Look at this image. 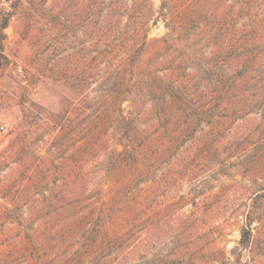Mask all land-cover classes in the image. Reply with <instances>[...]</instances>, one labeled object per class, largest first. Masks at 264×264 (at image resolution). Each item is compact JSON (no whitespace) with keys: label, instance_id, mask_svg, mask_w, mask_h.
Wrapping results in <instances>:
<instances>
[{"label":"rangeland","instance_id":"rangeland-1","mask_svg":"<svg viewBox=\"0 0 264 264\" xmlns=\"http://www.w3.org/2000/svg\"><path fill=\"white\" fill-rule=\"evenodd\" d=\"M89 1L0 0V264L65 262L66 236L57 235L56 214L62 211L65 218L70 212L63 196L67 195L66 182L72 176L68 169L71 160L75 156L85 168H96L89 176L90 190L100 200L109 199L110 189L119 180L114 173L115 152L136 146L139 130L148 119L145 116L136 124L130 123L134 96L127 95L119 112L129 121L127 129L115 125L116 116L111 118V129L91 160L81 159V152L89 147L85 141L96 136L90 135L91 129L81 130L72 142L70 127L59 129L60 138L59 130L53 128L57 114L67 106V97L79 98L82 110L88 104L81 101L79 91L75 95L70 91L69 75L83 74L88 67L80 62L76 68L70 61L89 45L82 13L84 2ZM152 2L155 20L149 40L168 34L160 14L162 0ZM255 7L258 13L262 9L264 16V0ZM10 12L14 17L1 31L4 16ZM95 56L98 61L93 63V72L97 73L102 55ZM105 74L96 77L93 95L103 90ZM202 84L205 86V81ZM249 90L254 95L251 86ZM263 92L260 88V94ZM143 100L151 103L150 97ZM237 102L234 97L227 104L233 107ZM89 108L94 119L91 126L98 127L102 122L100 110L92 104ZM101 136L100 132L97 137ZM174 160L177 181L166 182L156 194L154 182L141 185L144 194L154 193L152 213L160 214L163 229L155 230L153 215L148 225H153L154 243L145 254L147 261L142 255L132 254L125 264H133L134 260L160 264V257L172 260L188 254L194 243L203 247L219 244L228 253L236 249L229 253L232 263L241 257L247 264H264V225L259 226L257 221L253 225L255 239L249 249L242 250L239 245L245 216L253 212L254 220L264 218V107L240 119L222 115L213 123L203 124L194 137H187ZM161 174L158 170L157 176L163 177ZM86 179L82 176L81 181Z\"/></svg>","mask_w":264,"mask_h":264},{"label":"trees","instance_id":"trees-1","mask_svg":"<svg viewBox=\"0 0 264 264\" xmlns=\"http://www.w3.org/2000/svg\"><path fill=\"white\" fill-rule=\"evenodd\" d=\"M261 1L162 0L160 14L168 34L153 40H149L155 20L152 0L84 2V36L89 45H84L79 55L75 53L70 63L78 68L77 64L84 62L88 67L83 74L66 75L72 80L70 91L74 95L79 91L81 101L88 104L82 110L79 98L67 97V106L57 114L53 128L57 131L70 127L72 142L81 130L91 129L90 135L96 136L85 141L89 147L81 152V159L91 160L111 129V118L117 117L118 128L127 127L129 121L119 115L127 95L134 96L130 123L136 124L145 116L148 119L144 128L138 129L137 145L115 152L114 173L119 180L110 189L109 199L100 200L90 190L89 176L96 168H85L75 156L71 160L68 169L72 176L66 182L67 195L63 196L70 212L65 218L62 211L56 214L57 235L66 236L68 249L65 262L60 264H125L132 254L147 259L145 254L154 243L150 218L156 217L155 230L161 231L163 226L160 214L152 213L154 193L144 194L141 185L154 182L156 194L166 182L177 181L174 158L187 137H194L203 124L213 123L222 115L240 119L264 107V92L260 94V88H264V16L262 9L258 13L255 7ZM248 12L250 16H246ZM12 17L13 12L5 14L1 31L8 28ZM97 54L102 60L95 73ZM110 64L112 70L108 71ZM101 71L106 73L103 90L93 95L94 81ZM248 86L254 95L247 91ZM145 96L151 98L150 104L143 100ZM234 97L238 102L233 108L227 102ZM252 97L262 100L254 102ZM91 104L100 110L102 122L98 127L91 126ZM158 170L163 177L157 176ZM82 176L87 179L81 181ZM252 214L245 216L241 228L242 250L253 244L256 221L264 225V218L254 220ZM187 251L172 260L160 257L159 263L247 264L241 257L232 263L227 249L219 244L203 247L194 243ZM57 256L61 257V252ZM133 264L141 262L134 260Z\"/></svg>","mask_w":264,"mask_h":264}]
</instances>
